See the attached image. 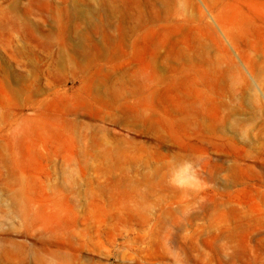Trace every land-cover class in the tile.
Wrapping results in <instances>:
<instances>
[{"label": "rangeland", "instance_id": "1", "mask_svg": "<svg viewBox=\"0 0 264 264\" xmlns=\"http://www.w3.org/2000/svg\"><path fill=\"white\" fill-rule=\"evenodd\" d=\"M0 264H264V0H0Z\"/></svg>", "mask_w": 264, "mask_h": 264}, {"label": "clouds", "instance_id": "2", "mask_svg": "<svg viewBox=\"0 0 264 264\" xmlns=\"http://www.w3.org/2000/svg\"><path fill=\"white\" fill-rule=\"evenodd\" d=\"M207 159V154L198 153L191 157L185 156L170 160L166 172L168 185L184 193L204 191L210 187L203 175ZM190 213L191 209H188L185 214Z\"/></svg>", "mask_w": 264, "mask_h": 264}]
</instances>
